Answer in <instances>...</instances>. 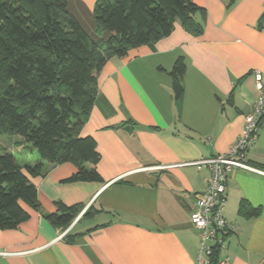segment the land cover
I'll use <instances>...</instances> for the list:
<instances>
[{
	"label": "crops",
	"instance_id": "obj_1",
	"mask_svg": "<svg viewBox=\"0 0 264 264\" xmlns=\"http://www.w3.org/2000/svg\"><path fill=\"white\" fill-rule=\"evenodd\" d=\"M66 1L92 39L106 38L95 28L96 0ZM230 1L193 0L203 8L195 15L199 34L175 21L167 36L107 60L80 130L95 141L102 181H64L76 170L70 162L30 177L39 208L23 205L28 217L0 229V252H6L0 264H195L199 235L189 215L210 171L184 163L226 153L258 94L254 70L264 84V0ZM179 56L185 72L176 101L170 70ZM16 140L5 146L19 159L35 160ZM246 160L264 170V129ZM154 165L169 166L143 169ZM57 201L100 211L58 239L64 229L44 216ZM242 204L258 213L245 217ZM223 216L235 226L223 236L226 264H264V175L230 171Z\"/></svg>",
	"mask_w": 264,
	"mask_h": 264
},
{
	"label": "trees",
	"instance_id": "obj_2",
	"mask_svg": "<svg viewBox=\"0 0 264 264\" xmlns=\"http://www.w3.org/2000/svg\"><path fill=\"white\" fill-rule=\"evenodd\" d=\"M197 13L202 15L203 8L193 0H96L95 28L107 36L94 40L66 0H0V136L17 139L36 156L22 160L0 145V229L16 228L28 217L23 205L39 208L30 177L44 176L56 164L76 167L64 181H102L95 141L80 136L97 93L96 74L110 57L167 36L175 21L199 34ZM184 72L179 56L170 70L176 101ZM82 208L57 201L44 216L65 229ZM99 211L87 207L80 218ZM239 211L245 217L258 213L246 204ZM219 258L214 244L208 264Z\"/></svg>",
	"mask_w": 264,
	"mask_h": 264
},
{
	"label": "built area",
	"instance_id": "obj_3",
	"mask_svg": "<svg viewBox=\"0 0 264 264\" xmlns=\"http://www.w3.org/2000/svg\"><path fill=\"white\" fill-rule=\"evenodd\" d=\"M258 94L254 100L252 111L245 116L242 133L224 154L199 158L195 161L185 162L187 165L197 167L205 166L210 175L206 188L196 193L190 211V223L198 231L199 249L195 264H208L212 246L218 244L220 252L224 248V234L234 231L235 226L223 216L226 199V180L228 173L235 168H241L264 175V170L251 165L246 160L247 150L254 143L259 131L264 129V84L262 75L258 70L252 72ZM169 165H154L144 170L162 169ZM86 207L82 208L71 223L58 235L64 236L67 230L81 217ZM6 252H0L5 254ZM228 257L220 255L217 264H226Z\"/></svg>",
	"mask_w": 264,
	"mask_h": 264
},
{
	"label": "rangeland",
	"instance_id": "obj_4",
	"mask_svg": "<svg viewBox=\"0 0 264 264\" xmlns=\"http://www.w3.org/2000/svg\"><path fill=\"white\" fill-rule=\"evenodd\" d=\"M9 140V138L8 137H6V136H0V145L2 144L3 146H9L10 145V143H8L7 144V142L6 141H8ZM25 153H27L28 154V157L29 158H33V154L32 153H30L27 149H22ZM16 155H17V153H16Z\"/></svg>",
	"mask_w": 264,
	"mask_h": 264
}]
</instances>
